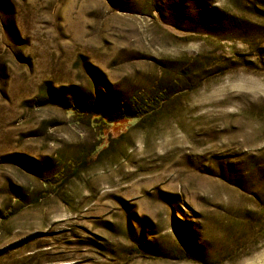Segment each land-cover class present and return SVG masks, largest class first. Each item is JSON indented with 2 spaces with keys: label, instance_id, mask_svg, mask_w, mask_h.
<instances>
[{
  "label": "rangeland",
  "instance_id": "rangeland-1",
  "mask_svg": "<svg viewBox=\"0 0 264 264\" xmlns=\"http://www.w3.org/2000/svg\"><path fill=\"white\" fill-rule=\"evenodd\" d=\"M0 264H264V0H0Z\"/></svg>",
  "mask_w": 264,
  "mask_h": 264
},
{
  "label": "trees",
  "instance_id": "trees-1",
  "mask_svg": "<svg viewBox=\"0 0 264 264\" xmlns=\"http://www.w3.org/2000/svg\"><path fill=\"white\" fill-rule=\"evenodd\" d=\"M73 114H75L76 116H78L80 119H83V118H85L86 116V114L84 113V112H82L80 109H75V111H74V113ZM88 117H90V116H88ZM87 117V118H88ZM93 117H95V119H97L99 122V124H102V123H106L105 121V119L102 117V115H99V116H93ZM98 124V125H99Z\"/></svg>",
  "mask_w": 264,
  "mask_h": 264
}]
</instances>
